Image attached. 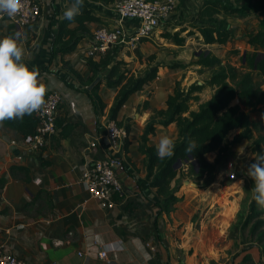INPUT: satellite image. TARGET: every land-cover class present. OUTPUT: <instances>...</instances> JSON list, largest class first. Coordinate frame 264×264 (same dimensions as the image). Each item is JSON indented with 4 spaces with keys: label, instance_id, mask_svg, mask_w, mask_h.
Wrapping results in <instances>:
<instances>
[{
    "label": "crops",
    "instance_id": "1",
    "mask_svg": "<svg viewBox=\"0 0 264 264\" xmlns=\"http://www.w3.org/2000/svg\"><path fill=\"white\" fill-rule=\"evenodd\" d=\"M43 4L42 18L32 25L16 28L8 18L1 21L0 39L6 36L17 39L24 49L23 62L29 69L39 70L38 79L47 86L46 96L52 90L62 93L64 101L59 118L65 120L64 125L67 122L74 125V130L64 139L61 126L43 151L22 153L9 144L24 137L0 123V180L6 181L0 184V245L33 264H192L176 255L187 245L173 239L172 230L181 224L173 213L170 217L177 226L169 222L166 213L159 211L157 203L161 199L154 188L156 173L150 170L147 148L156 147L165 135L175 143L179 141L178 125H162L168 119L156 112L167 109V100L176 90L179 98L189 100L191 111H198L216 89L206 87L191 92L192 86L207 84L211 76L207 74L212 71L201 72L200 66L187 65L200 54L194 56L187 45L169 44L162 37L141 42L135 52L127 53L126 47H120L118 60L132 65L133 72L139 66L143 68L150 55H156L144 75L155 69L158 73L153 82L129 97L118 115L117 121H124L122 127H130L127 148L124 146L119 154L126 162L127 173L121 175L124 191L122 197L115 198L116 208L104 210L91 198L82 173L88 162L107 156V140L95 150H89V143L97 134L106 133V121L118 91L106 86L103 72L98 95L106 108L101 111L98 102L86 93L91 91L90 87L86 89L63 65L64 61L68 62L83 77H89L84 53L92 36L74 54L64 59L60 55L52 58L50 25L56 21L53 28L57 30L58 19L63 18L71 4L69 0H43ZM111 6L97 4L103 23L88 25L92 35L98 28L115 23ZM197 12L195 15L188 10L173 13L161 29L178 32L186 28L187 22L192 25L197 21ZM124 25L129 33L137 28V23L132 21ZM165 55L169 57L167 65L162 63ZM151 124H156L154 134L149 130ZM12 167L27 170L12 173ZM101 249L108 252L107 260L99 258ZM246 254L252 256L254 264H264L260 248L253 246L243 259Z\"/></svg>",
    "mask_w": 264,
    "mask_h": 264
},
{
    "label": "trees",
    "instance_id": "2",
    "mask_svg": "<svg viewBox=\"0 0 264 264\" xmlns=\"http://www.w3.org/2000/svg\"><path fill=\"white\" fill-rule=\"evenodd\" d=\"M117 0H84V6L74 21H68L63 18L58 19L57 30L50 25L52 34V58L54 55H60L62 59L65 56L74 54L79 45L89 39L92 34L89 24H102L103 21L98 15L97 4H106L114 6ZM238 5H234L226 0H204L202 7L196 14L197 21L191 25L203 38V42L208 46H226L234 39V32L228 17H253L257 20L258 29L247 35V44L253 48V51H245L242 55L238 51H233L242 63V72L231 64H223V60L212 52L201 53L196 61L189 66H200L201 72L212 71V75L207 84L203 86H192L191 92L202 91L206 87L215 88L212 98L199 106L198 111H191L189 100L179 98L178 91L170 95L167 100V109L157 111L158 116H165L168 119L164 126L176 123L180 129L179 141L175 143L174 154L171 157L160 159L157 156L156 147H148V162L152 173H156L154 188L157 190V196L161 199L157 203L160 213L170 210L171 206L180 202V198L175 195L173 183L180 175L181 169H175V165L180 161L182 165L188 164L191 168L194 166L190 162V156L198 162V171L196 176L202 180L205 176L214 177L216 164L211 163L207 157L210 154H232L234 149L245 142L253 141L255 132L258 130V124L251 119L250 112H259L264 119V89L254 80V74L264 80V0H241ZM70 4L72 0H69ZM186 29L171 33L166 31L161 37L176 46H184L186 38L183 33ZM196 36L195 32H190L188 37ZM148 40L143 39L141 42ZM138 52V51H137ZM139 54V53H137ZM117 53L108 52L101 59L94 61L86 60L91 75L83 77L79 72L70 67L68 62H63L65 68H68L73 76L88 89L103 72H107L106 86L114 88L122 86L117 98L115 99L112 112L109 116L111 121H115L120 127L124 126V121H117L122 108L128 102L129 97L153 82L157 78L158 70L149 71L142 78L136 79L129 77L130 71L125 69L128 64L123 60H116ZM175 67V66H174ZM109 79H117L110 82ZM102 80L86 93L93 101L98 102L100 110L104 111L106 105L98 95ZM197 100V99H195ZM238 101L239 103H234ZM184 114H189L187 117ZM101 117V115L99 116ZM67 121V120H66ZM39 124L36 112L25 115L23 118L6 120L1 123L2 126L13 130L22 137L32 135ZM65 120L57 119V128L62 126V137L65 139L74 130V125L66 123ZM127 133L130 127L126 128ZM156 124H151L150 133L154 134ZM239 133L229 142V136L232 132ZM128 141V140H127ZM125 147L127 148L128 142ZM190 143H194L192 152H186ZM257 148L264 147V135L255 140ZM14 170L26 171L25 168L12 167ZM156 170V172H154ZM6 181L0 180L4 185ZM255 200H252L245 226L252 224L251 234H258L260 243L264 244V219L263 211ZM263 210V209H262ZM261 247V246H260ZM261 256L264 258V247H261ZM245 264H254L253 260L246 256Z\"/></svg>",
    "mask_w": 264,
    "mask_h": 264
},
{
    "label": "rangeland",
    "instance_id": "3",
    "mask_svg": "<svg viewBox=\"0 0 264 264\" xmlns=\"http://www.w3.org/2000/svg\"><path fill=\"white\" fill-rule=\"evenodd\" d=\"M226 1L234 5L242 2L241 0ZM203 3L204 0H178V6L173 13L175 15L181 11L185 13L188 10L191 15H195ZM113 7L111 6L110 9ZM185 18L188 20L189 15ZM228 20L234 32V39L226 46L210 47L205 45L202 36L187 21L186 28H184L186 31L182 36L186 38L185 45L194 56L211 51L214 55L222 57L225 64L235 66L240 74L245 71H242L241 60L233 51H238L241 55L245 51H253V48L247 44V35L258 29L257 20L253 17L239 16L228 17ZM164 32L166 31L159 29L150 39L160 38ZM190 32H195L196 36L188 37ZM167 43L171 44L169 41ZM109 52L118 54L120 47L112 48ZM126 52L130 53L129 50ZM167 55L162 56V63L165 65L170 63ZM117 57L116 60H118ZM149 57L145 64L141 62L144 64L143 68L139 66L135 72H133L132 65L127 66L125 69L130 71L129 77L142 78L145 71L149 69L150 61H154L157 56L150 55ZM196 60L197 58L193 57L191 61L187 62V65ZM104 73L107 75L106 71ZM209 75H212V72L207 74V76ZM109 80L112 83L117 81V79ZM254 80L264 89V80L261 77L254 74ZM126 82L127 80L123 81V85ZM123 85L114 87L118 94ZM237 103L239 102L236 101L234 105ZM250 116L252 121L258 124V130L255 132L253 141L245 142L234 149L232 154L208 155L207 159L216 164L214 177L205 176L200 180L196 176L198 169L195 166L191 168L190 165L185 164L179 167L181 172L173 183V187L175 188V195L181 200L171 206L169 211L164 212L169 216V222L172 225H175L174 220L170 217L172 213L176 221L181 223L175 230H172L173 239L178 243L184 242L187 245L185 250L176 252L179 259L191 261L192 264H245L242 258L245 253L249 252L253 246L260 249L264 247V244L259 242L258 234L255 236L251 234L252 224L245 226L253 200V181L246 173L237 180L231 179L232 173L236 172L234 169H230L231 163H236L239 166L242 163L244 168H248L250 164L255 162L254 154H264V147L257 148L255 145V140L264 135L263 116L259 112H250ZM238 133V131L232 132L229 136V142L233 141ZM241 147L244 148L243 153L238 151ZM262 209V218L264 219V207ZM181 229H183V234ZM177 231H180L178 235H176ZM246 256L253 260L250 254H246Z\"/></svg>",
    "mask_w": 264,
    "mask_h": 264
},
{
    "label": "built area",
    "instance_id": "4",
    "mask_svg": "<svg viewBox=\"0 0 264 264\" xmlns=\"http://www.w3.org/2000/svg\"><path fill=\"white\" fill-rule=\"evenodd\" d=\"M23 8L13 17L6 14L0 15V22L5 18L11 20L16 28L32 25L39 21L43 15V0H21ZM178 6V0H118L114 6L113 15L115 23L110 26L98 28L91 37V43L85 51V59L97 61L104 57L112 48L126 47L135 52L143 39L153 36L163 24L170 18ZM53 9V1L51 4ZM136 22L137 28L128 32L126 22ZM64 97L57 90L48 92L44 106L36 111L39 124L35 132L23 140H13L9 144L14 150L22 153H39L49 144L57 134V119L63 105ZM106 133L96 135L89 143V150H95L100 143L107 140V156L97 157L88 162L83 169L82 181L86 185L92 199L97 201L100 208L114 210L117 206L116 197L123 196V184L121 175L127 173L126 162L119 156L129 138L124 127H120L115 121L107 119ZM234 169L232 180H237L247 173L244 168L236 163L230 164ZM57 245L59 242L56 243ZM81 256L82 253H79ZM99 258L107 260L108 252L101 249ZM0 264H33L27 259L11 253L5 245H0Z\"/></svg>",
    "mask_w": 264,
    "mask_h": 264
},
{
    "label": "clouds",
    "instance_id": "5",
    "mask_svg": "<svg viewBox=\"0 0 264 264\" xmlns=\"http://www.w3.org/2000/svg\"><path fill=\"white\" fill-rule=\"evenodd\" d=\"M84 0H72L64 12L68 21H74L81 14ZM23 8L21 0H0V15L13 17ZM24 49L17 39L6 36L0 39V123L6 120L23 118L26 114L39 111L45 104L47 86L38 79L39 70L29 69L23 62ZM175 142L169 136H162L156 146L160 159L174 154ZM190 143L186 152H192ZM243 153L244 148L238 149ZM254 163L247 168L246 175L253 181V199L264 207V154H254Z\"/></svg>",
    "mask_w": 264,
    "mask_h": 264
},
{
    "label": "water",
    "instance_id": "6",
    "mask_svg": "<svg viewBox=\"0 0 264 264\" xmlns=\"http://www.w3.org/2000/svg\"><path fill=\"white\" fill-rule=\"evenodd\" d=\"M101 78H97L96 81L90 86V90H92L99 82H100ZM190 162L192 163L193 166H195L198 169V162L193 160V157L190 156ZM182 166V163L179 161L176 165H175V169H179V167ZM195 186V185H193Z\"/></svg>",
    "mask_w": 264,
    "mask_h": 264
}]
</instances>
